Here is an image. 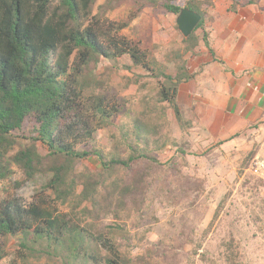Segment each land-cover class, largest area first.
Here are the masks:
<instances>
[{"label":"trees","instance_id":"16d2710c","mask_svg":"<svg viewBox=\"0 0 264 264\" xmlns=\"http://www.w3.org/2000/svg\"><path fill=\"white\" fill-rule=\"evenodd\" d=\"M55 1L0 0V183L12 178L13 168L26 181L48 175L43 189L65 208L57 213L43 198L28 205L19 199L2 200L0 264L10 256V242L16 246L14 264L42 260L47 264H158L152 250L132 255L131 223L138 220L134 229L145 224L148 228L143 232L148 233L149 222L156 221L151 208L161 191L159 173L164 167L158 154L168 148L186 155L188 142L171 136L167 112L172 111L184 136L193 128L192 120L183 117L178 91L194 78L186 55L198 56L203 47L213 56L205 30L211 22L212 0H132L139 9L148 6L174 17L188 9L201 16L189 37L182 38V50L170 53L174 75L138 44L120 36L131 19L111 23L102 31L101 15L85 24L94 0H57L53 6ZM108 1L113 8L124 0ZM229 1L231 13L256 2ZM120 60L129 65L122 69L139 70L154 82L153 95L146 93L125 106L107 98L97 68L103 61ZM112 127L118 132L111 135L113 145L106 152L93 142L96 132ZM254 155L250 152L248 159ZM88 158H95L100 170L76 172V165ZM167 167L180 172L174 162ZM257 182L264 189V183ZM251 200L248 211L257 225L263 214L256 204L261 205L262 199L256 191ZM108 219L109 224H104ZM224 255L227 264L237 263L231 244Z\"/></svg>","mask_w":264,"mask_h":264},{"label":"rangeland","instance_id":"374dc122","mask_svg":"<svg viewBox=\"0 0 264 264\" xmlns=\"http://www.w3.org/2000/svg\"><path fill=\"white\" fill-rule=\"evenodd\" d=\"M57 3L56 0L53 6ZM96 15H101L103 19L98 25L102 31L107 30L111 23L131 19L130 26L120 32V36L138 44L150 58L163 64L168 74L174 75L170 53L182 50L183 37L177 31L173 15L148 6L139 9L132 0L114 4L113 8L109 7L108 0H94L85 24ZM191 57L186 55L187 65H190ZM123 65L127 64L121 60L116 64L103 61L97 68L99 81L105 83L107 98L125 106L128 103L135 104L146 93L154 94V82L151 79L136 69L128 72L121 68ZM139 74V82L134 83V78ZM250 85L248 88L252 90L254 84ZM143 87L144 90L141 89ZM181 110L184 119L193 122V128L187 135L180 132L171 110L167 112V118L171 136L177 141L188 142L186 155L181 156L168 148L158 154L157 157L164 167L159 173L161 191L155 197L151 208L156 221L146 220L149 222L150 231L144 233L143 230L148 226L143 224L141 228L134 229L133 226L138 220H133L132 255L139 256L152 250L157 255L158 264H227L224 250L231 244L237 259L236 264H264V189L251 174V161L248 159L250 152L256 154L260 150L264 151V121L253 122L261 117L253 116L250 120L253 123L242 133L245 139L235 147L224 150L217 144L211 146L202 141L192 111L182 107ZM117 123L116 121L115 124ZM117 132L113 127L98 131L93 144L109 152L113 145L110 137ZM37 146L39 153L44 156L45 150L40 144ZM170 162L176 163L179 173L168 169ZM75 170L80 173L86 170L95 172L100 170V165L95 158H88L78 163ZM13 171L10 180L0 183V202L5 199H19L24 205H28L43 198L51 210L65 212V208L54 203L53 197L43 189L48 175L38 174L32 181H26L19 170L13 168ZM256 191L262 199L261 205H256L263 214L260 217L262 222L257 225L248 211L251 196ZM223 198L226 199L223 209L211 229L206 232ZM109 222L108 219L104 224ZM15 248L14 243L10 242L7 249L10 256L1 264L16 262L12 255ZM40 264L47 263L42 260Z\"/></svg>","mask_w":264,"mask_h":264},{"label":"crops","instance_id":"0c3cea01","mask_svg":"<svg viewBox=\"0 0 264 264\" xmlns=\"http://www.w3.org/2000/svg\"><path fill=\"white\" fill-rule=\"evenodd\" d=\"M212 4L205 30L213 56L200 47L191 57L187 69L194 78L181 85L178 103L192 111L202 141L229 150L245 139L242 133L253 122L264 121V0L235 13L228 11L229 0ZM255 115L261 117L250 121Z\"/></svg>","mask_w":264,"mask_h":264},{"label":"water","instance_id":"95a60500","mask_svg":"<svg viewBox=\"0 0 264 264\" xmlns=\"http://www.w3.org/2000/svg\"><path fill=\"white\" fill-rule=\"evenodd\" d=\"M200 21L201 16L198 13L188 9H181L178 15L175 17L177 31L184 39L189 37V35L198 26ZM175 94L176 91L173 90V95Z\"/></svg>","mask_w":264,"mask_h":264},{"label":"built area","instance_id":"2783aa9c","mask_svg":"<svg viewBox=\"0 0 264 264\" xmlns=\"http://www.w3.org/2000/svg\"><path fill=\"white\" fill-rule=\"evenodd\" d=\"M247 86L251 87L250 84H247ZM252 91L258 92V88L253 86ZM249 170L256 179L264 183V151L260 150V152L254 155L249 165Z\"/></svg>","mask_w":264,"mask_h":264}]
</instances>
